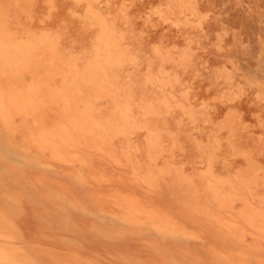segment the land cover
Returning <instances> with one entry per match:
<instances>
[{"label":"bare ground","instance_id":"1","mask_svg":"<svg viewBox=\"0 0 264 264\" xmlns=\"http://www.w3.org/2000/svg\"><path fill=\"white\" fill-rule=\"evenodd\" d=\"M215 5L0 0L14 156L86 185L98 220L164 247L165 264H204L192 244L212 264H264V63L243 66ZM76 191L58 199L86 208ZM4 212L0 264H38Z\"/></svg>","mask_w":264,"mask_h":264},{"label":"rangeland","instance_id":"2","mask_svg":"<svg viewBox=\"0 0 264 264\" xmlns=\"http://www.w3.org/2000/svg\"><path fill=\"white\" fill-rule=\"evenodd\" d=\"M210 1L233 30L244 37L245 47L239 51L243 66L257 69L264 63V0ZM250 1L256 12L245 10ZM4 129L0 123V210L8 215L3 224L11 227L10 242L22 246L14 251H27L38 264H67L69 259L68 264H165L164 247L157 248L147 237L102 224L95 213V197L86 185L45 172L37 162L15 157L12 134ZM63 187L76 189L86 208L71 204L66 196L65 201H60L58 193ZM66 191L70 192L65 188L63 194ZM0 236V241L6 237ZM180 251L174 252L178 260ZM189 251L198 252L204 264H212L203 246L192 244Z\"/></svg>","mask_w":264,"mask_h":264}]
</instances>
